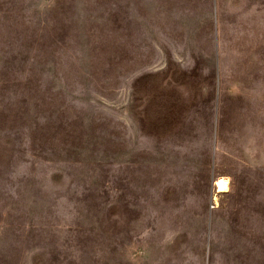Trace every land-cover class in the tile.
<instances>
[{
	"label": "rangeland",
	"instance_id": "obj_1",
	"mask_svg": "<svg viewBox=\"0 0 264 264\" xmlns=\"http://www.w3.org/2000/svg\"><path fill=\"white\" fill-rule=\"evenodd\" d=\"M0 264H264V0H0Z\"/></svg>",
	"mask_w": 264,
	"mask_h": 264
},
{
	"label": "bare ground",
	"instance_id": "obj_2",
	"mask_svg": "<svg viewBox=\"0 0 264 264\" xmlns=\"http://www.w3.org/2000/svg\"><path fill=\"white\" fill-rule=\"evenodd\" d=\"M215 186H216V191L217 192H223L226 191L227 189V183L226 180L224 178H219L216 180L215 182ZM228 191V190H227ZM216 201V200H215Z\"/></svg>",
	"mask_w": 264,
	"mask_h": 264
}]
</instances>
